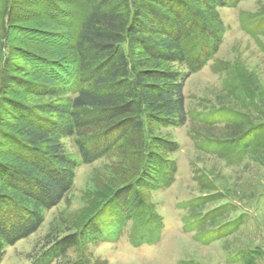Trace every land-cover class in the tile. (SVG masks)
Masks as SVG:
<instances>
[{
  "label": "trees",
  "instance_id": "1",
  "mask_svg": "<svg viewBox=\"0 0 264 264\" xmlns=\"http://www.w3.org/2000/svg\"><path fill=\"white\" fill-rule=\"evenodd\" d=\"M30 1L56 28L24 27V32L43 41L66 42L69 48L61 59L45 54V45L25 40L6 50L10 10H3L0 263L7 246L34 233L45 211L65 197L80 164L118 149L139 161L138 171L103 209L117 225L139 218L145 223L153 219L157 230L162 228L161 217L142 191L174 181L177 163L161 151L179 147L156 132L186 124L185 82L219 50L225 24L218 9L240 0ZM68 64L75 66L73 73ZM64 137L74 138L78 158L65 149ZM257 147L249 152L258 154ZM100 225L87 224L61 239L53 255L84 248L97 237ZM68 264L90 261L81 255Z\"/></svg>",
  "mask_w": 264,
  "mask_h": 264
},
{
  "label": "rangeland",
  "instance_id": "2",
  "mask_svg": "<svg viewBox=\"0 0 264 264\" xmlns=\"http://www.w3.org/2000/svg\"><path fill=\"white\" fill-rule=\"evenodd\" d=\"M7 9L6 50L25 40L45 45L53 59L68 52L66 42L24 32L56 28L30 0H0L1 18ZM218 11L225 33L218 52L185 82L186 124L156 132L179 147L161 151L177 163L174 181L142 191L162 228L139 218L117 225L103 209L138 171L139 161L118 149L80 164L65 197L45 211L34 233L7 246L0 264H68L81 255L90 264H264V0H240ZM67 68L75 71L73 64ZM62 142L79 157L74 138ZM254 146L258 154L249 152ZM93 223L101 224L94 240L53 255L61 239Z\"/></svg>",
  "mask_w": 264,
  "mask_h": 264
}]
</instances>
